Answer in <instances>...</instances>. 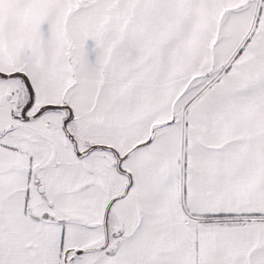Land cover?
Masks as SVG:
<instances>
[{
  "label": "snow or ice",
  "instance_id": "snow-or-ice-1",
  "mask_svg": "<svg viewBox=\"0 0 264 264\" xmlns=\"http://www.w3.org/2000/svg\"><path fill=\"white\" fill-rule=\"evenodd\" d=\"M0 264H264V0H0Z\"/></svg>",
  "mask_w": 264,
  "mask_h": 264
}]
</instances>
